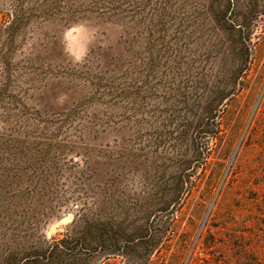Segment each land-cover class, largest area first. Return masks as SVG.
Here are the masks:
<instances>
[{"label": "rangeland", "instance_id": "374dc122", "mask_svg": "<svg viewBox=\"0 0 264 264\" xmlns=\"http://www.w3.org/2000/svg\"><path fill=\"white\" fill-rule=\"evenodd\" d=\"M8 15L0 148L44 152L14 220L51 246L32 264H264V0H0Z\"/></svg>", "mask_w": 264, "mask_h": 264}, {"label": "trees", "instance_id": "16d2710c", "mask_svg": "<svg viewBox=\"0 0 264 264\" xmlns=\"http://www.w3.org/2000/svg\"><path fill=\"white\" fill-rule=\"evenodd\" d=\"M19 23H22V21L18 18L12 19L9 15L4 19V22L0 24V43L3 45L10 43L12 46L18 40V35H15L13 30L15 25ZM14 59L15 54L12 49L9 47L6 49L4 47L0 48V97L10 87L15 72ZM9 110L7 109L6 112ZM10 116V114L0 116V124L8 122ZM4 135L6 134L0 131V144L2 141L8 142ZM14 141L16 142V145L12 144L14 149L9 144H6L4 148H0V152L3 150L1 155L11 152L12 149L15 150L14 158H0V264H32L39 262L42 258L51 257L52 253L47 254L51 246L48 249H43L40 242L31 241L34 238L30 235L29 238L24 235L25 233L28 234L27 230L31 229L16 226L14 220L17 216L16 210L21 204L25 203V194L22 192L21 182L26 180V170H33V173H36L34 177H38L37 179L40 180V165L43 161L41 158L44 152L38 146L31 144V136L28 140H18L16 138ZM14 187L19 188L18 191L20 192L11 195L10 190ZM70 232L69 230L67 232L69 234H66L67 239L59 243V247L63 249L62 252L64 250L72 251L69 244L75 238L72 237L73 232L71 234Z\"/></svg>", "mask_w": 264, "mask_h": 264}]
</instances>
